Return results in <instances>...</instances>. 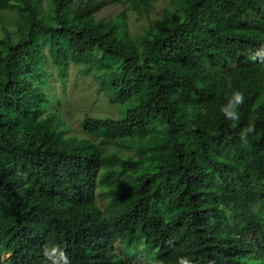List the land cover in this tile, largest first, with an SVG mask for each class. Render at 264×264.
<instances>
[{
    "label": "trees",
    "instance_id": "obj_1",
    "mask_svg": "<svg viewBox=\"0 0 264 264\" xmlns=\"http://www.w3.org/2000/svg\"><path fill=\"white\" fill-rule=\"evenodd\" d=\"M109 1L0 0V264H264V0H170L134 35ZM72 66L121 113L84 135L49 91Z\"/></svg>",
    "mask_w": 264,
    "mask_h": 264
},
{
    "label": "rangeland",
    "instance_id": "obj_2",
    "mask_svg": "<svg viewBox=\"0 0 264 264\" xmlns=\"http://www.w3.org/2000/svg\"><path fill=\"white\" fill-rule=\"evenodd\" d=\"M170 0H154L148 14L141 13L133 7L131 0H112L102 6L94 13L95 19L116 18L122 11L126 15L127 29L131 34H138L142 31L149 20L158 19L162 16L163 9L166 8ZM1 33V32H0ZM50 93L59 99L55 103L61 109V112L70 121L74 127V133L84 135L79 127V120L85 115L93 116H121L114 104L98 93V82L92 75H81L77 69L72 66L69 71V81L64 87V92L55 78L54 71L50 74ZM67 100V101H66ZM71 114H70V113ZM108 184L116 180L111 172H105ZM104 177H102L104 180ZM98 204L103 208L106 198L99 192L97 198ZM7 257L4 255L3 259Z\"/></svg>",
    "mask_w": 264,
    "mask_h": 264
},
{
    "label": "clouds",
    "instance_id": "obj_3",
    "mask_svg": "<svg viewBox=\"0 0 264 264\" xmlns=\"http://www.w3.org/2000/svg\"><path fill=\"white\" fill-rule=\"evenodd\" d=\"M244 103V95L240 91H236L230 97L226 107L222 109L227 119L233 121V126L235 122L239 120L238 108ZM253 131V128L249 126L244 132H242V138L246 136V133ZM53 255L57 258L53 259ZM46 256L52 260V264H70L68 257L63 251L52 249L51 253H46ZM178 264H192V261L187 256L178 257Z\"/></svg>",
    "mask_w": 264,
    "mask_h": 264
}]
</instances>
